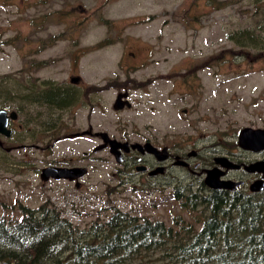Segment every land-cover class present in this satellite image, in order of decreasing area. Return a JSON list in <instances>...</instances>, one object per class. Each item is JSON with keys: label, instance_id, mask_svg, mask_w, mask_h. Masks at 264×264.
Here are the masks:
<instances>
[{"label": "rangeland", "instance_id": "374dc122", "mask_svg": "<svg viewBox=\"0 0 264 264\" xmlns=\"http://www.w3.org/2000/svg\"><path fill=\"white\" fill-rule=\"evenodd\" d=\"M244 28L264 36V0H0V89L8 93L9 79L23 78V71L65 86L72 76L81 87L117 82L93 97V130H135L130 141L149 138L160 146L184 142L201 158L214 150L237 151L241 128L264 129L263 56L228 39ZM132 66L139 69L124 70ZM126 77L156 79L130 92L129 109L114 111V95L126 87ZM65 116V133L87 129L89 115L81 106ZM96 143L63 140L47 159L36 150L0 153V217L17 220V207L44 203L80 228L97 215L104 220L112 208L165 224L185 215L171 197L173 188L197 191L198 179L178 168L152 180L124 176L106 152L92 153ZM83 152L96 159L76 163L88 168L78 188L39 180L45 165L81 160Z\"/></svg>", "mask_w": 264, "mask_h": 264}, {"label": "trees", "instance_id": "16d2710c", "mask_svg": "<svg viewBox=\"0 0 264 264\" xmlns=\"http://www.w3.org/2000/svg\"><path fill=\"white\" fill-rule=\"evenodd\" d=\"M228 39L264 61V36L255 30ZM198 186L173 189L185 215L169 224L112 208L80 228L50 204L19 206V219L0 217V264H264V193Z\"/></svg>", "mask_w": 264, "mask_h": 264}, {"label": "flooded vegetation", "instance_id": "af4514ba", "mask_svg": "<svg viewBox=\"0 0 264 264\" xmlns=\"http://www.w3.org/2000/svg\"><path fill=\"white\" fill-rule=\"evenodd\" d=\"M25 69L29 70L30 66L25 65ZM136 69H139V67L132 66L124 70L135 71ZM27 73L29 74V72H22V77L25 75L23 78L9 79L12 81V88L8 93L0 89V111L5 113V130L8 133L7 136L0 133V153L7 155L13 151L36 150L44 153L47 159L48 150H52L59 142L87 137L93 141H97L91 148L92 153L95 154L100 151L106 152L115 163L121 165L123 169L117 171L118 173L124 174V176L140 175L152 180L158 177H164L171 169L178 168L183 170L186 175L198 179L203 184L204 171L219 168L223 173L220 180L239 183L233 190H230L231 192L238 190L242 193H250L251 195L264 193V187L259 192H250L248 190L251 183L261 180V174L246 172L244 168L256 162H263L264 151L258 153L243 151L236 145L237 151L213 155L217 152L214 150L208 158H201L198 151L190 150L184 142L160 146L156 141L150 140L149 138H144L142 141H130L129 136L135 134L134 132H137L135 130L130 131V135L125 133V131L118 135H109L106 129L98 125L96 126L99 129L93 130L90 124V117H92L93 110L95 109L93 97L96 94L106 92L114 86H117V82H111L110 84L104 82L102 86L88 85L81 87L79 85V77L72 76L68 79L70 85L65 86L57 85L52 80L29 78ZM75 77L78 78L77 81L71 83L70 80ZM126 79L122 80V85L124 87L126 85V87L122 90L119 89L114 95V101L111 106L114 111L129 109L131 107L130 92L138 90L141 86H149L156 78L152 77V80L144 79L139 81L128 77ZM185 85L189 88V85L186 83ZM117 98L119 101L118 105H121L122 108L115 110L114 106ZM77 106L86 109L89 115L88 127L86 130L65 133L67 131L64 126L66 123L64 120L67 118L65 114H69V117H71L72 110L76 109ZM183 112L185 113L186 110H183ZM37 121H39V124H37ZM108 140H114L116 143L126 144V146L117 147L115 151L117 152L116 156H113L109 148ZM133 144H138L139 146L149 144L159 154L156 157L146 151L140 152L137 149H131L130 146ZM92 153L83 152L81 160L68 158L65 161L62 159L60 165L47 164L44 168H82L85 169L83 175L85 176L88 168L83 165H76V163L81 162L84 164L86 162H95L96 158L91 155ZM116 157L118 158V162L116 161ZM217 157L226 158L227 161L236 167L227 170L220 168L214 163V159ZM233 174L237 175L234 176ZM114 175L111 174V176ZM81 178L74 181L51 179L48 181H66L72 183L75 188H78ZM170 180L171 182H175L177 179L172 176ZM204 188L205 190H209L205 185Z\"/></svg>", "mask_w": 264, "mask_h": 264}, {"label": "water", "instance_id": "95a60500", "mask_svg": "<svg viewBox=\"0 0 264 264\" xmlns=\"http://www.w3.org/2000/svg\"><path fill=\"white\" fill-rule=\"evenodd\" d=\"M77 77L72 78L70 80L71 83H75L77 81ZM119 98V96H118ZM115 100L114 109H121L122 106L118 105L119 101ZM4 112L0 111V133H3L7 136V131L5 130V117ZM78 135V134H77ZM76 135V136H77ZM109 148L111 154L116 156V148L124 147L126 144L116 143L114 140H108ZM236 145L240 150L250 151L254 153H258L264 151V129L260 128H249L244 127L241 128L236 136ZM131 149H137L140 152L146 151L154 156H158V152L150 147L149 144H145L144 146H139L138 144H133L130 146ZM127 150V149H126ZM117 158V157H116ZM118 162V158L116 159ZM215 165H218L220 168L225 170L235 168L229 161H227L224 157H217L214 159ZM246 172H256L261 174V180L255 181L251 183L248 187L250 192H259L264 187V161L256 162L247 167H244ZM85 173V169L82 168H60V167H45L42 168L39 172V180L41 182H47L49 179L51 180H67L74 181L81 177H83ZM203 184L209 190H233L239 183H234L231 181H222L220 177L222 176V172L219 168H213L210 170L204 171Z\"/></svg>", "mask_w": 264, "mask_h": 264}]
</instances>
